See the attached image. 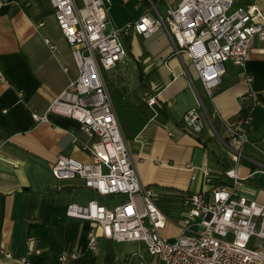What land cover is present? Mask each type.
Segmentation results:
<instances>
[{
  "label": "crops",
  "instance_id": "1",
  "mask_svg": "<svg viewBox=\"0 0 264 264\" xmlns=\"http://www.w3.org/2000/svg\"><path fill=\"white\" fill-rule=\"evenodd\" d=\"M252 1L264 11V0ZM177 2L158 0L165 10ZM147 4L109 1V18L124 27L126 53L102 69V76L139 180L166 216L159 234L172 239L187 193L226 185L264 203V173L253 172L256 161L264 159V40H251L242 64L226 63L219 85L205 100L211 123L202 115V127L194 131L181 122L183 113L196 106L188 77L197 79L188 68L192 64L185 60L188 74L183 71L163 27L146 37L126 27ZM76 73L49 0H0V247L12 253L0 254V264H17L29 249L38 250L29 255V264H60L61 254H73L68 263L75 264H144L148 257L143 241L105 238L93 220L65 214L69 202L102 203L106 196L78 176L57 179L51 173L58 153L87 161L81 144L88 136L72 117L48 113L46 121L37 122L31 113H42ZM245 115L247 135L257 146L243 147L245 157L235 162L221 139H226V124ZM229 167L236 168L240 185L223 174ZM89 231L97 236L96 251L87 249Z\"/></svg>",
  "mask_w": 264,
  "mask_h": 264
},
{
  "label": "built area",
  "instance_id": "2",
  "mask_svg": "<svg viewBox=\"0 0 264 264\" xmlns=\"http://www.w3.org/2000/svg\"><path fill=\"white\" fill-rule=\"evenodd\" d=\"M109 1L49 0L77 73L42 113L31 115L37 122L46 121L48 113L75 119L88 136L81 146L89 155L82 161L58 153L51 173L57 179L78 176L99 195L123 196L112 206L96 199L84 204L69 202L65 214L93 220L105 238L143 241L148 254L144 264H264V203L248 199L235 187L215 185L185 194L186 209L178 233L172 239L159 234L166 216L156 195L139 180L102 76V69L115 65L126 53L121 41L124 27L109 18ZM157 3L148 0L139 17L126 27L144 37L163 27L183 71L187 73L185 60L192 64L197 79L194 82L188 77L196 106L183 113L181 122L198 131L202 115L211 123L205 100L219 85L226 63L242 64L251 40H264V11L252 0H178L174 6L168 4L162 14ZM246 80L250 83L251 77ZM147 100L153 103L154 97L149 95ZM248 121L249 115H245L227 123L226 139L220 138L235 162L245 157L243 147L257 146L247 135ZM253 172L264 173V159L256 161ZM204 173L207 176V168ZM223 174L236 185L242 183L235 167L226 168ZM96 237L93 231L88 232L89 251L97 250ZM37 251L27 250L17 257V264H29V255ZM0 254L12 256L3 247ZM69 256L73 254L59 255V263L75 264L68 263Z\"/></svg>",
  "mask_w": 264,
  "mask_h": 264
},
{
  "label": "rangeland",
  "instance_id": "3",
  "mask_svg": "<svg viewBox=\"0 0 264 264\" xmlns=\"http://www.w3.org/2000/svg\"><path fill=\"white\" fill-rule=\"evenodd\" d=\"M157 6H158L159 11H160L162 14H164V10H165V8H164V6L162 5V3H158ZM188 68H189V70H190V72H191V75H192L193 77H195V76H196V72H195L193 66H192V65H189ZM104 75H107V74H105V71H104ZM122 197H123V196L120 195V194H109V195L104 196V198L102 199V203H104V204H106V205H108V206H112V205H114L115 203L119 202V201L122 199Z\"/></svg>",
  "mask_w": 264,
  "mask_h": 264
}]
</instances>
